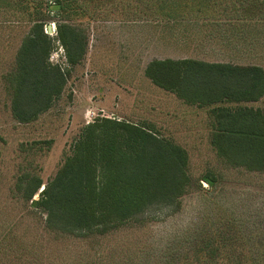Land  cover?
I'll use <instances>...</instances> for the list:
<instances>
[{
	"label": "rangeland",
	"instance_id": "1",
	"mask_svg": "<svg viewBox=\"0 0 264 264\" xmlns=\"http://www.w3.org/2000/svg\"><path fill=\"white\" fill-rule=\"evenodd\" d=\"M13 6L0 4V240L14 228L0 243V264H214L210 243H218L224 264H237V255L243 264L264 262V171L222 161L208 109L145 76L152 61L164 59L264 67V0H96L88 7L94 19L70 15L88 40L84 61L54 106L28 125L13 116L7 76L32 25ZM46 23L57 30L64 21L52 13ZM65 54L57 43L53 62L67 68ZM252 106L264 110V99ZM105 118L145 126L183 147L190 189L177 204L151 208L109 233L49 230L21 186L27 176L52 180L88 123Z\"/></svg>",
	"mask_w": 264,
	"mask_h": 264
},
{
	"label": "trees",
	"instance_id": "2",
	"mask_svg": "<svg viewBox=\"0 0 264 264\" xmlns=\"http://www.w3.org/2000/svg\"><path fill=\"white\" fill-rule=\"evenodd\" d=\"M2 3L22 10L32 25L17 53L16 68L7 76L13 116L19 124L28 125L54 106L71 70L84 61L88 40L71 24L70 15L94 19L88 7H94L96 0ZM52 13L64 21L57 26L56 36L46 32ZM57 43L65 50L67 68L51 61ZM145 76L184 103L208 109L211 144L222 161L234 168L264 171V110L252 106L264 97L263 67L164 59L152 61ZM203 180L215 186L210 176ZM25 181L21 189L29 207L46 215L49 230L64 234L112 232L151 208L177 204L192 184L189 155L183 147L145 126L107 118L83 129L52 180L45 184L27 176ZM40 190L39 199L33 200ZM13 231L10 228L0 243L11 238ZM217 245L210 243L206 249L214 264H224ZM235 260L243 264L245 257L237 255ZM182 264L194 263L185 259Z\"/></svg>",
	"mask_w": 264,
	"mask_h": 264
},
{
	"label": "built area",
	"instance_id": "3",
	"mask_svg": "<svg viewBox=\"0 0 264 264\" xmlns=\"http://www.w3.org/2000/svg\"><path fill=\"white\" fill-rule=\"evenodd\" d=\"M46 32L48 33V34H50L51 36H53V35H56V28L55 29H53L52 27H51V30H49V28H47L46 29ZM52 33H53V35H52ZM51 61L53 62V60H52V57H51ZM59 64V63H58ZM96 120V119H95ZM95 120H93L92 122H90V123H93ZM89 124V123H88ZM205 184V183H204ZM205 186H208L207 184H205Z\"/></svg>",
	"mask_w": 264,
	"mask_h": 264
},
{
	"label": "water",
	"instance_id": "4",
	"mask_svg": "<svg viewBox=\"0 0 264 264\" xmlns=\"http://www.w3.org/2000/svg\"><path fill=\"white\" fill-rule=\"evenodd\" d=\"M48 28H49V30H51V25H50V26H48Z\"/></svg>",
	"mask_w": 264,
	"mask_h": 264
},
{
	"label": "crops",
	"instance_id": "5",
	"mask_svg": "<svg viewBox=\"0 0 264 264\" xmlns=\"http://www.w3.org/2000/svg\"><path fill=\"white\" fill-rule=\"evenodd\" d=\"M261 67H262V66H261ZM263 68H264V67H263ZM263 99H264V97H263ZM263 99H262V100H263Z\"/></svg>",
	"mask_w": 264,
	"mask_h": 264
}]
</instances>
